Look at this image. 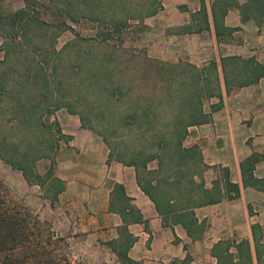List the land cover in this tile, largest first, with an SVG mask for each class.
<instances>
[{"label": "rangeland", "instance_id": "1", "mask_svg": "<svg viewBox=\"0 0 264 264\" xmlns=\"http://www.w3.org/2000/svg\"><path fill=\"white\" fill-rule=\"evenodd\" d=\"M204 2L208 27L200 0H0V192L50 219L55 231L43 197L48 181L39 179L51 164L60 111L82 117L113 154L136 163L140 178L176 173L178 135L183 128L187 133L196 92L203 109L210 97L206 87L226 76L230 82L245 79L243 62L225 61L224 74L219 57H241L243 48L256 52L249 40L236 39L238 26L216 37L210 0ZM150 9L153 14L144 17ZM256 24L264 29V22ZM195 150L189 159L197 158ZM150 154L161 155L160 165ZM9 158L31 165L41 178L30 174L28 183ZM65 241L72 260L120 264L104 242L77 232ZM186 254L182 250L170 262L184 264Z\"/></svg>", "mask_w": 264, "mask_h": 264}, {"label": "crops", "instance_id": "2", "mask_svg": "<svg viewBox=\"0 0 264 264\" xmlns=\"http://www.w3.org/2000/svg\"><path fill=\"white\" fill-rule=\"evenodd\" d=\"M219 17L225 26H238L236 39L249 40L256 52L243 48L244 57L235 56L245 65V79L230 82L226 76L218 82L203 118L189 122L184 132L187 145L201 154L192 177L207 200L163 218L143 189L139 170L113 154L77 113L60 111L50 152L52 175L61 182L49 207L56 233L77 232L116 245L128 240L118 249L151 264H172L182 250L184 264H264V29L242 21L235 5ZM242 173L255 180L243 183Z\"/></svg>", "mask_w": 264, "mask_h": 264}, {"label": "trees", "instance_id": "3", "mask_svg": "<svg viewBox=\"0 0 264 264\" xmlns=\"http://www.w3.org/2000/svg\"><path fill=\"white\" fill-rule=\"evenodd\" d=\"M235 5L238 8L239 16L242 21L252 19L257 23L264 22V0H210L209 12L213 26V32L216 37L229 35L230 32L237 28V26H225L222 24L218 15H222L228 6ZM199 9L201 11L202 20L206 27L209 26V19L204 0H200ZM219 8V9H218ZM234 55H221L219 57V64L221 68L224 66L225 61L234 59ZM211 66H215L216 61H210ZM213 87L218 88V82L215 86L209 85L206 87L205 92L208 96L213 94ZM201 93L196 92L193 106V113L191 115V122H198L203 117V110L199 103ZM34 106V105H33ZM33 106L30 112L34 111ZM191 111V112H192ZM134 120L136 113L130 114ZM83 124V118L81 117ZM92 127V126H90ZM184 129L178 135V142L176 149L178 151V160L176 162L177 171L172 174L148 176L146 178L139 177V181L143 184V189L153 201L156 210L163 216H167L176 211L187 208L189 205L199 204L205 199L203 188L199 187L192 175L198 168V162L201 157L199 150H195L197 155L196 159H189L188 151L194 150L196 145L185 146L181 140L184 135ZM157 144V143H156ZM252 155L247 156L245 159H250ZM148 158H156L157 164L160 165L161 155L150 154ZM191 160V161H190ZM11 166H16L20 169L23 177L28 183L32 182L30 174L37 178H41L32 170L31 165L25 166L23 164H15L11 162ZM136 167L135 162H129ZM51 163V162H50ZM142 165L145 162L142 161ZM196 169L189 170L190 167ZM137 168V167H136ZM242 168V167H241ZM145 171H149L145 168ZM138 170V168H137ZM44 178L39 179V183L45 184L44 179H47L45 189L49 192L44 193L43 197L48 198V206L51 207L55 200V193L60 188V180L52 175V166L45 170ZM254 179H248L242 173V181L253 182ZM263 180V179H262ZM3 192V193H2ZM0 192V264H85L80 261L72 260L66 253L65 235L56 233L51 227V220L39 218L37 214H33L28 205L23 202L12 200L10 197L5 196L7 193L3 190ZM202 193V194H201ZM4 194V195H3ZM128 240H122L118 245H122L125 249L128 245ZM107 244L115 252L120 264H138L136 259H133L123 251L118 249L113 241H108Z\"/></svg>", "mask_w": 264, "mask_h": 264}, {"label": "built area", "instance_id": "4", "mask_svg": "<svg viewBox=\"0 0 264 264\" xmlns=\"http://www.w3.org/2000/svg\"><path fill=\"white\" fill-rule=\"evenodd\" d=\"M57 133H58V132H57ZM57 133H56V134H57Z\"/></svg>", "mask_w": 264, "mask_h": 264}]
</instances>
